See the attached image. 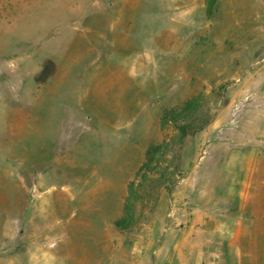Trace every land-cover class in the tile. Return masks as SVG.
Returning <instances> with one entry per match:
<instances>
[{
    "label": "rangeland",
    "instance_id": "1",
    "mask_svg": "<svg viewBox=\"0 0 264 264\" xmlns=\"http://www.w3.org/2000/svg\"><path fill=\"white\" fill-rule=\"evenodd\" d=\"M198 94L205 127L119 231L144 152L174 135L161 115ZM24 176L0 264H142L148 218L159 264H264V0H0V196Z\"/></svg>",
    "mask_w": 264,
    "mask_h": 264
},
{
    "label": "trees",
    "instance_id": "2",
    "mask_svg": "<svg viewBox=\"0 0 264 264\" xmlns=\"http://www.w3.org/2000/svg\"><path fill=\"white\" fill-rule=\"evenodd\" d=\"M210 5L206 10L207 14H210ZM56 64L51 59H46L39 71L35 74L33 80L36 83H46L56 72ZM202 96L200 94L194 96L190 100L183 103L181 106L164 112L161 115L160 121L163 129L170 125L174 130V135L170 140H164L159 144H150L146 152H144L145 161L135 173V177L128 183V192L124 198L123 213L120 217L114 220L113 225L119 231H131L137 222L135 213L139 203L142 202V189L146 182L149 181V175L156 172L159 164L166 166L168 170L175 155H170L173 149L179 146L182 141L187 137L205 127L203 122L201 126H196V113L199 112L202 103ZM170 158V161H168ZM164 169V170H166ZM178 171V168L174 167L173 175ZM157 173V172H156ZM159 177H163V172L159 173Z\"/></svg>",
    "mask_w": 264,
    "mask_h": 264
},
{
    "label": "crops",
    "instance_id": "3",
    "mask_svg": "<svg viewBox=\"0 0 264 264\" xmlns=\"http://www.w3.org/2000/svg\"><path fill=\"white\" fill-rule=\"evenodd\" d=\"M6 177V175H4ZM1 179H5V178H0ZM7 179V178H6ZM8 180V179H7ZM13 181H14V177H13ZM29 182V181H28ZM26 177H22V180L20 182V186L17 188L15 185H13V189L12 190V194L14 196V200L13 199H9L7 197V195L5 196L6 192H1V194H3L1 197L2 200H0V216H7V215H12L13 211L16 212H20V216L21 217H27L28 216V211L31 210V185L30 183L28 184ZM3 185H5L6 183L2 182ZM5 188L7 189L6 185ZM16 190V191H15ZM40 193H38L36 195V197L38 198L37 200L40 199ZM40 206V204H39ZM42 207V204H41ZM38 208V213L40 211H42V208ZM37 209V208H36ZM32 211H34V209L32 208ZM31 211V212H32ZM123 212V210H121V213ZM120 214V213H119ZM73 214H71L72 216ZM118 216H115L114 218L109 220H106L105 223H103L102 228L103 230H108V228L110 227V224L112 225L113 219H115ZM148 222L153 224V223H157L159 222L161 225V229H162V225L164 222V219H160V218H148ZM69 220H70V216H69ZM160 228L157 229V227H149L148 228V242L147 244L144 245V249L140 250L141 254H143V263L142 264H159L154 257H152L153 255H158L157 250H156V246H157V237L161 236V230ZM103 233V231H102ZM102 233L100 234L101 236ZM158 234V235H157ZM184 241V238L181 240ZM161 264H172L171 260L169 262H164Z\"/></svg>",
    "mask_w": 264,
    "mask_h": 264
}]
</instances>
